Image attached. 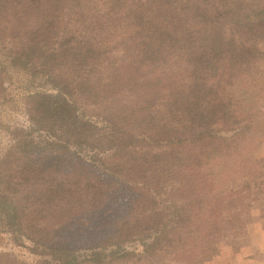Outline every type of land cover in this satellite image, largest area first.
<instances>
[{"label":"trees","instance_id":"trees-1","mask_svg":"<svg viewBox=\"0 0 264 264\" xmlns=\"http://www.w3.org/2000/svg\"><path fill=\"white\" fill-rule=\"evenodd\" d=\"M0 23L46 87L0 154L1 233L36 264L239 244L264 202V0H0Z\"/></svg>","mask_w":264,"mask_h":264},{"label":"rangeland","instance_id":"rangeland-1","mask_svg":"<svg viewBox=\"0 0 264 264\" xmlns=\"http://www.w3.org/2000/svg\"><path fill=\"white\" fill-rule=\"evenodd\" d=\"M18 39H11L10 32L3 31L0 23V73L3 76L5 98L0 101V154H2L10 144V131L13 128H24L28 126L26 114V103L29 95L44 89L40 77H33L27 69L20 64H11L13 58L23 59L21 45ZM264 69V62L262 64ZM262 87L252 90L250 98L264 100V93L256 95ZM262 100V101H263ZM254 102V103H255ZM257 139L259 149L255 156H264V140ZM130 251H139L137 244L129 245ZM5 251L13 255L19 261L36 264L38 257L29 251V244L22 241L16 244L9 235L0 232V252ZM12 257V258H13ZM137 257H129L119 264H140ZM142 264H148L143 262ZM203 264H264V202L255 205L251 210V220L246 227V235L241 238L239 244L235 246L224 245L220 248L218 255Z\"/></svg>","mask_w":264,"mask_h":264}]
</instances>
